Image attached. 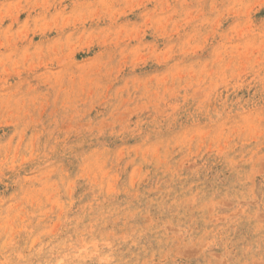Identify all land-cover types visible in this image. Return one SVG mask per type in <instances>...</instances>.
<instances>
[{
    "label": "rangeland",
    "instance_id": "1",
    "mask_svg": "<svg viewBox=\"0 0 264 264\" xmlns=\"http://www.w3.org/2000/svg\"><path fill=\"white\" fill-rule=\"evenodd\" d=\"M0 264H264V0H0Z\"/></svg>",
    "mask_w": 264,
    "mask_h": 264
}]
</instances>
